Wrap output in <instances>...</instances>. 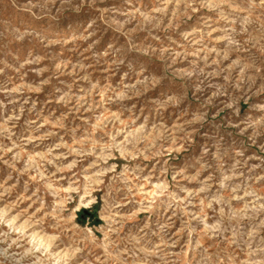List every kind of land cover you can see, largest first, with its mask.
I'll list each match as a JSON object with an SVG mask.
<instances>
[{
	"label": "rangeland",
	"instance_id": "obj_1",
	"mask_svg": "<svg viewBox=\"0 0 264 264\" xmlns=\"http://www.w3.org/2000/svg\"><path fill=\"white\" fill-rule=\"evenodd\" d=\"M0 264H264V0H0Z\"/></svg>",
	"mask_w": 264,
	"mask_h": 264
}]
</instances>
